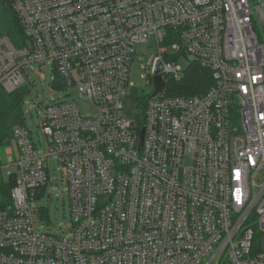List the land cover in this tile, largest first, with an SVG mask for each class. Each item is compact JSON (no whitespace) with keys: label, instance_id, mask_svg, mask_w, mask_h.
I'll return each instance as SVG.
<instances>
[{"label":"built area","instance_id":"2783aa9c","mask_svg":"<svg viewBox=\"0 0 264 264\" xmlns=\"http://www.w3.org/2000/svg\"><path fill=\"white\" fill-rule=\"evenodd\" d=\"M6 2L23 36L16 46L0 35V87L12 93L33 65H50L53 87L75 88L98 112L38 103L46 152L25 125L13 128L0 264H264V0ZM149 38L144 68L153 86L159 63L165 86L133 123L122 98L135 46ZM178 55L208 71L204 94L168 95ZM53 160L65 235L35 223Z\"/></svg>","mask_w":264,"mask_h":264},{"label":"rangeland","instance_id":"374dc122","mask_svg":"<svg viewBox=\"0 0 264 264\" xmlns=\"http://www.w3.org/2000/svg\"><path fill=\"white\" fill-rule=\"evenodd\" d=\"M10 16L9 5L5 0L0 2V35H7L5 24H8ZM23 34H21V37ZM156 49V44L153 38H149L147 42L135 46L133 60L129 69V89L126 90L122 98L121 118L133 123L141 120V110L139 103L145 101L152 93V79L147 77V70L144 66ZM175 63L179 66L182 72L178 76H182L183 71L187 69L189 61L183 55L175 57ZM150 68L149 71L150 72ZM24 86L28 88L22 101V114L24 125L31 130L32 140L38 147L39 151L46 152L47 139L42 132L37 128L41 123L42 111L37 108V104L46 105L49 101H77L83 116L95 115L98 112V107L92 102L83 97L75 88H55L52 85L53 71L50 65H45L41 68L38 65H33L24 73ZM168 87L171 89V83ZM16 146L13 143L11 147L0 148V162L6 167L1 169V177L7 181L10 173H17V168L9 164V160L16 157ZM61 167L55 160L50 161L49 177L50 182L42 192H39V197L34 199V206L40 212L35 215L36 226L42 232L50 234L62 235L69 232L71 227V216L68 204V197L62 183ZM17 175V174H16Z\"/></svg>","mask_w":264,"mask_h":264},{"label":"trees","instance_id":"16d2710c","mask_svg":"<svg viewBox=\"0 0 264 264\" xmlns=\"http://www.w3.org/2000/svg\"><path fill=\"white\" fill-rule=\"evenodd\" d=\"M2 0H0L1 2ZM6 1V0H5ZM8 24H5L7 35L18 46V37L21 34L19 23L10 9ZM210 85V75L207 70L192 61L179 80L171 83V89L168 92L170 96L189 97L204 94ZM29 90L26 86H21L12 93H6L0 87V148L11 147L14 143L12 131L15 126H23L24 119L22 114V101L25 93ZM12 186V179L8 182H1L0 191L2 199L8 198V192Z\"/></svg>","mask_w":264,"mask_h":264},{"label":"water","instance_id":"95a60500","mask_svg":"<svg viewBox=\"0 0 264 264\" xmlns=\"http://www.w3.org/2000/svg\"><path fill=\"white\" fill-rule=\"evenodd\" d=\"M159 70H160V64L158 63L156 66V71H155L156 75L153 79L154 93L152 95V98L159 96L162 93L164 86H165L163 81L161 80V77L158 75ZM37 108L41 110V104H37ZM142 139H143V132L141 134V141Z\"/></svg>","mask_w":264,"mask_h":264}]
</instances>
